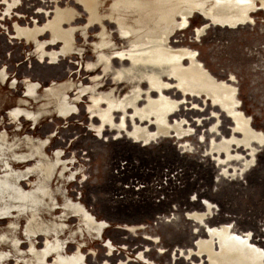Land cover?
Listing matches in <instances>:
<instances>
[{
	"label": "rangeland",
	"instance_id": "rangeland-1",
	"mask_svg": "<svg viewBox=\"0 0 264 264\" xmlns=\"http://www.w3.org/2000/svg\"><path fill=\"white\" fill-rule=\"evenodd\" d=\"M116 1L0 0V264L264 263V0Z\"/></svg>",
	"mask_w": 264,
	"mask_h": 264
},
{
	"label": "bare ground",
	"instance_id": "bare-ground-1",
	"mask_svg": "<svg viewBox=\"0 0 264 264\" xmlns=\"http://www.w3.org/2000/svg\"><path fill=\"white\" fill-rule=\"evenodd\" d=\"M93 1H94L93 6L96 7L97 2L99 0H93ZM101 1L106 2L107 0H101ZM208 1L210 0H205V1L176 0L177 5L173 7L170 0H117L113 4V6L115 9H118L117 12L119 13V15H121L120 18L123 20L124 24L127 22V24L131 26H136L140 24L142 26L147 27V30L150 32L148 34H154V39L153 40L151 39V41H153L152 42L153 46L151 47L150 52L158 58L169 59L171 57L170 55H166L164 53L163 44L167 42L168 37L173 32L172 25L176 22V19H175L176 14H180V17H187V15L189 16L193 12H205V13L211 12L212 8L210 9L208 7V3H207ZM63 21L64 20L62 19V17H55L54 21L49 22L43 28H35L32 31L29 30L26 33L24 32H21V33L30 34L33 40L37 38L40 33H43V31L47 30L51 34H55L58 37L60 36L64 40L63 36L61 35V34H66L62 32V22ZM130 21L134 24H130ZM148 38H150V36ZM156 45H158V47ZM206 77H207L209 84L211 85L215 84L214 80L210 76H206ZM225 115L229 117L228 114H225ZM159 129L162 131V127H160ZM244 143H245L244 144L245 146L248 145V141H245ZM227 145L228 144L224 145L225 148H227ZM27 159L28 157L23 159V161L26 162ZM13 185H14V182H13ZM7 196H9V193L7 194ZM240 256H242L240 259V264H245V263L248 264L246 256L243 253H241L239 257ZM252 256H255V257L252 258L253 262L252 260H250L249 264H264L262 263V255L260 253H257V254L252 253ZM102 264H107V263L103 262Z\"/></svg>",
	"mask_w": 264,
	"mask_h": 264
},
{
	"label": "crops",
	"instance_id": "crops-1",
	"mask_svg": "<svg viewBox=\"0 0 264 264\" xmlns=\"http://www.w3.org/2000/svg\"><path fill=\"white\" fill-rule=\"evenodd\" d=\"M164 53L166 54V55H170L166 50H164ZM153 56H154V54H153ZM171 57V56H170Z\"/></svg>",
	"mask_w": 264,
	"mask_h": 264
},
{
	"label": "flooded vegetation",
	"instance_id": "flooded-vegetation-1",
	"mask_svg": "<svg viewBox=\"0 0 264 264\" xmlns=\"http://www.w3.org/2000/svg\"><path fill=\"white\" fill-rule=\"evenodd\" d=\"M149 46V45H148ZM151 48V47H150ZM164 48V47H163ZM165 50V49H164ZM150 51V50H149ZM152 54V53H151ZM153 55V54H152ZM155 56V55H154ZM181 72H184V71H181ZM178 73H179V71H178ZM176 76H177V74H176ZM180 82V81H179Z\"/></svg>",
	"mask_w": 264,
	"mask_h": 264
}]
</instances>
